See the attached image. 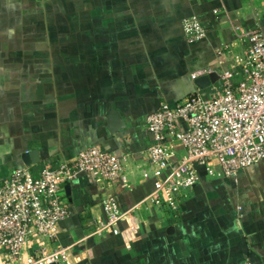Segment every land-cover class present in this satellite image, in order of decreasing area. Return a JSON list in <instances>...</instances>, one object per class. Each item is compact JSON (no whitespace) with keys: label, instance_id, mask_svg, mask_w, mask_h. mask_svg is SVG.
<instances>
[{"label":"crops","instance_id":"0c3cea01","mask_svg":"<svg viewBox=\"0 0 264 264\" xmlns=\"http://www.w3.org/2000/svg\"><path fill=\"white\" fill-rule=\"evenodd\" d=\"M14 2L0 0L3 34L5 12L17 11ZM263 2L142 4L139 11L156 6L159 16L153 20L141 19L140 14L133 18L139 12L133 2L110 1L109 8L103 7L111 11L108 17L84 19L78 35L63 39L62 51L44 53V69L38 67L39 53L26 46L21 50L23 23L32 21L11 16L14 45L12 50L0 48V60L4 59L0 91L15 93L12 98L0 95V181L24 165L22 154L32 149L38 150L39 161L29 166L56 165L95 144L128 155L124 181L115 190L119 207L130 212L118 222L117 233L92 231L96 220L103 218L102 191L92 177L81 172L67 182L72 211L59 222L54 243L71 245L70 264H242L247 257L264 264V160L241 169L235 178L209 175L201 168L177 210L143 201L152 180L142 176L147 167L143 152L149 142L147 113L161 100L172 103L197 87L193 71L229 67L228 46L218 49L217 45L235 40L244 45L240 30L256 25L264 29ZM124 8L136 11L128 17ZM191 14L200 18L206 30L203 38L193 42L182 30L183 18ZM30 41L25 39L24 44L31 45ZM4 43L5 36L0 40ZM43 71V80L36 82ZM7 75L14 76L12 81L5 82ZM23 90L35 93L24 100ZM38 90L43 92L42 101ZM112 110L121 120L114 131L109 129ZM42 240L35 234L29 244ZM0 264H9L2 248Z\"/></svg>","mask_w":264,"mask_h":264},{"label":"built area","instance_id":"2783aa9c","mask_svg":"<svg viewBox=\"0 0 264 264\" xmlns=\"http://www.w3.org/2000/svg\"><path fill=\"white\" fill-rule=\"evenodd\" d=\"M190 42L206 30L196 14L182 20ZM245 47L219 78L206 88L195 87L170 103L161 100L145 117L149 142L144 149L147 167L143 177L152 180L143 201L177 210L180 199L199 179L202 168L209 175L235 178L238 172L264 160V29L240 30ZM214 70L201 67L191 78ZM127 153L118 154L90 145L56 165L45 162L38 169L22 165L0 181V248L9 264H70L71 245L54 243L59 222L71 214L65 183L77 174H89L102 191L103 218L93 233H117L118 222L129 209L117 201L116 185L123 179ZM42 241L33 245L32 236ZM242 264H255L247 257Z\"/></svg>","mask_w":264,"mask_h":264},{"label":"rangeland","instance_id":"374dc122","mask_svg":"<svg viewBox=\"0 0 264 264\" xmlns=\"http://www.w3.org/2000/svg\"><path fill=\"white\" fill-rule=\"evenodd\" d=\"M110 1H112V3H118L121 5L133 2L138 12L144 7L142 4L144 5L151 3L157 5V3L161 2L162 0H15L14 4L16 5L17 11L7 10L5 12L7 20L5 34H3L2 30H0V35L3 34L6 37V43H4V45L0 44V48H5V50L13 49L14 43L12 41L11 32L13 31L14 25L11 21L12 17H16L21 22L30 20L32 21V24L28 25L23 23V25H26V28L22 29L23 40L21 42V50H25L24 47L26 46L28 50H35L37 53H39L38 67L39 69H44L41 67L42 62L45 60L44 53L52 49L62 51L64 49L62 46H65L63 39L69 35H78L79 28L84 19L89 21L96 17H101L102 19L108 17L106 15H110L111 11H104L103 7L109 8L110 6L106 4H108ZM134 10L135 9L132 10L130 8V11H127L124 8L123 14L127 13L129 17L131 15L130 13H132L131 11ZM121 13L122 10L120 7H118V16L121 15ZM138 14H140L139 16L142 17L141 19L148 18L156 20L159 16L156 6H153L151 10L139 11L137 14L133 15V18H135V16ZM4 36H0V40H2V37ZM25 39H28L31 42V45H26V43L24 44ZM226 46H228L227 53L230 54L228 61L232 65L235 61V56L243 52L245 45L241 44L239 40H235L234 42H229L228 45H225V43H220L217 45V48H225ZM1 61L2 65H4V59L0 60V62ZM42 74L44 75V71L41 73V75H37L36 82L40 83V81L43 80L44 76ZM3 77L4 76H0V82ZM12 78H14L13 75L5 76V82L12 81ZM32 80L35 81L34 78ZM14 93L15 92L9 90L0 91V95L3 99L4 96L5 98H12ZM21 93L23 99L26 100L30 98V95L33 97L35 92L23 90ZM37 94L39 99L42 101L44 98L42 97L44 96L43 92L38 90Z\"/></svg>","mask_w":264,"mask_h":264},{"label":"water","instance_id":"95a60500","mask_svg":"<svg viewBox=\"0 0 264 264\" xmlns=\"http://www.w3.org/2000/svg\"><path fill=\"white\" fill-rule=\"evenodd\" d=\"M218 78H219V74L217 73V71L212 70L206 74L197 76L194 79V82L197 85V87L206 88L211 83H214ZM120 124H121V120H120L118 113L115 110H112L109 114V129L111 131H114L118 126H120ZM22 161L24 165H27V166H29L31 163H36L37 161H39L38 150L32 149L29 152H24L22 154ZM65 189H66V194H69L68 193V189H69L68 183L65 184ZM52 264H55V263H52Z\"/></svg>","mask_w":264,"mask_h":264},{"label":"trees","instance_id":"16d2710c","mask_svg":"<svg viewBox=\"0 0 264 264\" xmlns=\"http://www.w3.org/2000/svg\"><path fill=\"white\" fill-rule=\"evenodd\" d=\"M41 165H42V163L38 164V166H30V167L34 171V170L38 169Z\"/></svg>","mask_w":264,"mask_h":264}]
</instances>
